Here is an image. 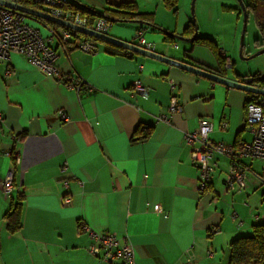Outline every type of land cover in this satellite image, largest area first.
Segmentation results:
<instances>
[{
	"label": "crops",
	"instance_id": "obj_1",
	"mask_svg": "<svg viewBox=\"0 0 264 264\" xmlns=\"http://www.w3.org/2000/svg\"><path fill=\"white\" fill-rule=\"evenodd\" d=\"M68 2L99 13L133 3L158 29L113 24L108 36L133 43L142 32L152 51L219 74L215 55L183 35L193 16L197 35L212 40L231 62L225 78L264 76V54L251 58L264 49V42L255 44L262 40L252 15L240 46L243 17L237 0H195L193 7L192 0H176L175 10L163 0ZM85 37L66 45L48 41L58 54L61 79L45 76L18 55L0 61V183L13 168L8 154L21 159L11 196L5 198L0 189V264H98L88 254L91 240L84 227L125 240L134 249L135 264H183L191 248L196 264H229L232 241L251 236L253 227L264 223V184L258 178L264 164L242 160L251 169L247 187L226 193L228 161L214 156L218 168L211 188L219 196L212 203L197 195L198 171L184 135L206 120L211 141L250 142L243 118L252 94L141 55L113 56L103 42H95L93 54L85 53L79 48ZM239 50L248 60L240 59ZM79 78L90 87L80 95L72 88ZM135 81L148 89L146 97L133 93ZM172 97L181 113L169 114ZM60 110L66 123L59 120ZM160 116L169 124L158 122ZM139 127L151 129L149 137L140 138ZM64 163L67 192L59 174ZM66 193L72 200L68 208L60 204ZM11 202L21 206V227L14 233L5 221ZM216 228L219 232L209 234Z\"/></svg>",
	"mask_w": 264,
	"mask_h": 264
},
{
	"label": "built area",
	"instance_id": "obj_2",
	"mask_svg": "<svg viewBox=\"0 0 264 264\" xmlns=\"http://www.w3.org/2000/svg\"><path fill=\"white\" fill-rule=\"evenodd\" d=\"M36 5L37 11L69 22L71 24L89 29L102 35H108L111 24L105 19H98L89 22V19L81 15L80 12L67 8L68 0H31ZM31 20L39 24L34 27ZM48 22L30 17L16 10L7 9L0 6V61L8 60L11 55L24 57L26 61L37 71L53 79H61L62 75L57 67L58 54L48 45V41L55 40L61 45L69 41H76L77 33L73 30L62 28L56 25L50 26ZM136 46L151 50L141 33L137 35ZM81 51L93 54L96 51L94 43L88 39L79 44ZM218 55L224 59L225 68L231 66V62L223 53L218 50ZM70 78H66L69 80ZM72 88L78 95L82 91H89L90 87L83 79H77L72 84ZM85 88V89H84ZM173 88V86H171ZM135 95L146 97L148 89L139 81L132 84ZM255 97L245 104L243 126L252 135L250 142H238L236 145H226L220 142H213L209 139L211 127L206 120H201L195 131L185 133L184 141L190 149L191 161L198 171L197 175V195L198 197L209 196L212 203L217 202L219 193L211 188L212 178L216 171L217 164L212 160L214 156H220L228 161L225 173L224 189L226 193L239 194L247 187L250 179L251 169L242 163L248 160L250 163L259 161L264 164V96ZM181 104L176 97H172L169 103L168 112L170 115L181 113ZM61 123L68 121L67 114L60 110L57 113ZM3 118L0 115V124ZM158 122L169 124L167 117L160 116ZM223 128L226 124L223 123ZM19 140L18 137H14ZM13 162V168L9 175L0 183V189L5 198H9L14 189V177L17 168L21 164V159L16 154H8ZM59 174L62 176L63 189L69 190L68 166L64 163ZM258 178L264 184V176ZM62 207H71L72 200L69 195L64 194L60 199ZM236 213L231 215V219H236ZM89 235L91 244L88 254L98 261V264H135V252L132 246L125 240L119 239L115 234L100 233L83 228ZM220 229H210L209 234L219 232ZM186 259L183 264H196L193 250L188 249L185 253Z\"/></svg>",
	"mask_w": 264,
	"mask_h": 264
},
{
	"label": "trees",
	"instance_id": "obj_3",
	"mask_svg": "<svg viewBox=\"0 0 264 264\" xmlns=\"http://www.w3.org/2000/svg\"><path fill=\"white\" fill-rule=\"evenodd\" d=\"M15 2L23 7H27V8L34 9V10L37 9L36 5H34L31 2V0H16ZM242 2H243L247 16L248 15L253 16L257 30L262 40L261 43H259L256 40L255 44L257 45L262 44L264 42L263 41L264 40V1L263 0H242ZM163 3L168 9L175 10L176 0H163ZM67 8L80 12L81 15H84L89 19V22H93L98 19H105L111 25L139 23V24H144L146 26L158 29L157 26L153 24L152 16L139 14L137 11V7L133 3H122L119 5H115L113 7L114 10H111V11L108 10L103 13L95 12L92 9H89L82 5H79L77 3H75L74 5L70 2L67 3ZM225 9L233 10L230 8H225ZM237 11L240 15L242 14L240 12V9ZM47 24H49L50 26H53V24L51 23H47ZM162 32H164L167 35L169 34L165 31H162ZM139 33H142V32H139ZM169 35L173 36L172 34H169ZM183 35L191 36V38L189 39L194 38L193 40L194 44L209 49L215 55V57L217 58L218 69H219V74L216 73V75L220 77H224L223 76L224 69H225L224 59L218 55V48L212 40L199 37L197 35V27H196L195 19L193 18V16L191 17V21H189V24L183 31ZM78 36H82V35L77 33V37ZM85 38L92 41L94 45H95V42L101 43L100 41L94 40L89 37H85ZM137 39L138 38L136 37L135 41H137ZM135 41H133V43L136 44ZM70 42L71 41L65 43L64 45L69 44ZM104 46H105V51L108 54H111L113 56H119V55L132 56L133 55L132 53L122 48H119V47H116L110 44H105ZM195 67L202 69L204 71L211 72L208 69L200 65H195ZM249 79L251 80V83H250L251 85L264 89V76H260V77L252 76L248 78V80ZM239 80L243 82V80H241L240 77H239ZM244 81H247V80H244ZM254 99L255 97H253L252 95V97L248 99L246 102L250 100H254ZM136 132L138 135H140V138L142 137L147 138L149 137L151 133V129L146 128V127H139L137 128ZM20 215H21L20 203L15 204L11 202L9 205L8 213L5 216L6 229L8 232L14 233L20 230V227H21ZM229 264H264V223L255 225L252 229L251 236L240 237L232 241V243L229 246Z\"/></svg>",
	"mask_w": 264,
	"mask_h": 264
},
{
	"label": "water",
	"instance_id": "obj_4",
	"mask_svg": "<svg viewBox=\"0 0 264 264\" xmlns=\"http://www.w3.org/2000/svg\"><path fill=\"white\" fill-rule=\"evenodd\" d=\"M194 2H195V0H192L191 7H193ZM237 2L239 4V7H240L241 13H242V17H243V29H242V35H241V40H240V46L242 47L243 46V43H242L243 33L245 32V27H246L248 16L245 12V8H244L242 0H237ZM0 6L5 7L7 9L19 11L21 13H24V14L30 16V17H35V18L41 19L43 21H46L48 23H51L53 25H56V26H59L62 28L73 30L74 32H76L80 35H83V36L92 38L94 40L122 48V49H124L130 53L141 55V56H144L147 58H151V59L163 62L165 64L179 68L183 71L192 73L196 76L205 78V79L210 80L212 82H215V83H218V84L230 87V88H234V89H237V90H240V91L252 94V95H256L258 97L264 96V89L258 88L254 85H251L250 79L249 80L247 79V81L241 82V81H234L231 79L220 77L214 73L199 69V68L195 67L194 65H190V64H187V63H184L181 61H177V60L165 57V56L160 55V54H158L152 50H146V49L140 48L131 42L122 41V40L116 39V38L108 36V35H102V34L96 33V32L91 31L89 29L71 24V23L63 21L61 19H57L55 17H52V16L47 15L45 13H42L40 11L30 9L27 7H23L16 2H12L9 0H0ZM193 40H194V38L189 39V41H193ZM262 54H264V49L258 51L254 55H252L251 58L258 57ZM239 57L242 60H248L246 58H243V56L241 55V50H239Z\"/></svg>",
	"mask_w": 264,
	"mask_h": 264
}]
</instances>
